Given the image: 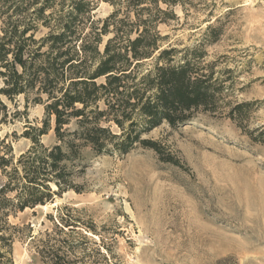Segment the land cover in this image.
<instances>
[{
    "label": "rangeland",
    "instance_id": "obj_1",
    "mask_svg": "<svg viewBox=\"0 0 264 264\" xmlns=\"http://www.w3.org/2000/svg\"><path fill=\"white\" fill-rule=\"evenodd\" d=\"M91 1L85 17L98 27L119 11L101 50L117 21L136 22L142 9L127 8L125 0ZM62 2L56 0L47 13L67 10ZM159 7L170 12L158 25L160 51L196 46L208 27L218 32L203 59L222 81L216 111L200 112L177 129L163 123L144 135L159 144L160 153L142 146L124 156L86 152L71 178L79 191L55 194L46 207L10 216L18 227L14 264H43L33 239L57 230L60 216L77 224L58 237L72 247L70 261L87 256L84 264H264V0H160ZM148 16L145 11L141 17ZM137 36L133 31L131 38ZM1 98L10 113L20 111L0 125L16 164L33 146L25 133L46 119L47 96L27 108L23 95L14 102ZM51 126L40 136L47 147L56 144L54 118ZM6 181L0 170V186Z\"/></svg>",
    "mask_w": 264,
    "mask_h": 264
},
{
    "label": "trees",
    "instance_id": "obj_2",
    "mask_svg": "<svg viewBox=\"0 0 264 264\" xmlns=\"http://www.w3.org/2000/svg\"><path fill=\"white\" fill-rule=\"evenodd\" d=\"M62 1L68 2L67 10L47 13L56 0H0V125L20 113H10L1 96L14 102L23 95L26 108L30 102L42 104V95L47 96L46 119L42 127L30 126L25 133L33 146L16 164L8 135L0 138V170L7 178L0 186V264H14L18 227L10 223V216L45 206L55 194L72 188L79 191L71 178L86 152L124 156L142 146L160 153L159 144L144 135L163 123L177 129L200 112H215L223 92L222 81L203 64L205 47L218 37L212 27L192 48L169 46L160 51L158 42L163 37L158 25L170 12L160 9V0H125L129 9L142 8L136 12L138 20L119 19L114 37L101 50L103 36L110 33V22L119 11L98 27L90 16L85 17L91 0ZM162 1L172 5L179 0ZM145 11L149 16L143 19ZM86 22L91 23L89 30ZM43 28L47 33L37 37ZM133 31L138 36L132 39ZM53 118L56 144L47 147L40 136L52 129ZM56 227L33 239L38 238L43 264H84L87 256L70 261L67 252L72 247L58 238L65 227L75 230L76 221L60 216Z\"/></svg>",
    "mask_w": 264,
    "mask_h": 264
},
{
    "label": "bare ground",
    "instance_id": "obj_3",
    "mask_svg": "<svg viewBox=\"0 0 264 264\" xmlns=\"http://www.w3.org/2000/svg\"><path fill=\"white\" fill-rule=\"evenodd\" d=\"M44 207H46V206H44Z\"/></svg>",
    "mask_w": 264,
    "mask_h": 264
}]
</instances>
